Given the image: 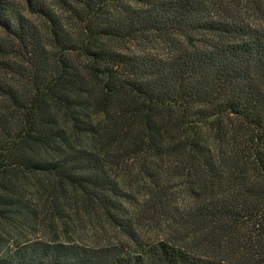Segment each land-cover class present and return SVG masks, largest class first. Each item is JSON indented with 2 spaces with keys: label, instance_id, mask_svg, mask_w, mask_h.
Masks as SVG:
<instances>
[{
  "label": "trees",
  "instance_id": "trees-1",
  "mask_svg": "<svg viewBox=\"0 0 264 264\" xmlns=\"http://www.w3.org/2000/svg\"><path fill=\"white\" fill-rule=\"evenodd\" d=\"M0 264H264V0H0Z\"/></svg>",
  "mask_w": 264,
  "mask_h": 264
},
{
  "label": "rangeland",
  "instance_id": "rangeland-1",
  "mask_svg": "<svg viewBox=\"0 0 264 264\" xmlns=\"http://www.w3.org/2000/svg\"><path fill=\"white\" fill-rule=\"evenodd\" d=\"M145 234H146V235H150V234L152 235V234H154V232L151 231V230H150V231H145Z\"/></svg>",
  "mask_w": 264,
  "mask_h": 264
}]
</instances>
